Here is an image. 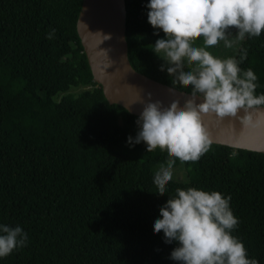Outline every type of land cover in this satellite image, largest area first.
Wrapping results in <instances>:
<instances>
[{
    "label": "trees",
    "instance_id": "trees-1",
    "mask_svg": "<svg viewBox=\"0 0 264 264\" xmlns=\"http://www.w3.org/2000/svg\"><path fill=\"white\" fill-rule=\"evenodd\" d=\"M80 1L0 0V224L28 238L0 264H178L177 242L153 230L177 188L229 197L232 235L264 264V152L212 142L198 161L176 160L185 177L158 194L154 174L168 154L127 142L137 117L92 80L75 30ZM123 2L130 65L190 92L160 70L152 48L164 33L148 22L150 0ZM245 50L239 66L254 71L255 94H264V32L246 35L228 58ZM77 85L89 87L69 90Z\"/></svg>",
    "mask_w": 264,
    "mask_h": 264
},
{
    "label": "clouds",
    "instance_id": "clouds-1",
    "mask_svg": "<svg viewBox=\"0 0 264 264\" xmlns=\"http://www.w3.org/2000/svg\"><path fill=\"white\" fill-rule=\"evenodd\" d=\"M147 8L148 22L164 33L152 48L164 61L160 70L174 77L173 84L190 88L182 106L179 100L165 105L148 93L136 120L137 134L127 141L130 146L145 143L147 152L157 148L167 152L166 166H160L153 180L157 193L164 195L176 160L195 162L210 150L204 115L237 118L242 126L253 122L254 111L264 115V94H255L256 74L239 66L246 50L239 60L217 58L207 50L220 41L232 48L230 29L236 30L239 40L246 35L259 37L264 32V0H150ZM200 37L204 46H194ZM240 110L243 115H238ZM229 201L218 191L177 188L176 195L160 207V218L153 225L155 233L163 232L166 243L177 242L170 259L178 264H258L232 235L238 219ZM27 239L20 226L0 224V258L26 246Z\"/></svg>",
    "mask_w": 264,
    "mask_h": 264
},
{
    "label": "water",
    "instance_id": "water-1",
    "mask_svg": "<svg viewBox=\"0 0 264 264\" xmlns=\"http://www.w3.org/2000/svg\"><path fill=\"white\" fill-rule=\"evenodd\" d=\"M123 26V0L80 1L75 30L92 80L100 85L103 97L137 118L148 93L152 100H161L165 105L179 100L182 106L190 92L150 78L130 65ZM238 115H243V110ZM252 121L242 126L237 118L221 120L214 113L203 116L212 142L264 152V115L254 111Z\"/></svg>",
    "mask_w": 264,
    "mask_h": 264
},
{
    "label": "rangeland",
    "instance_id": "rangeland-1",
    "mask_svg": "<svg viewBox=\"0 0 264 264\" xmlns=\"http://www.w3.org/2000/svg\"><path fill=\"white\" fill-rule=\"evenodd\" d=\"M227 36H228V39L233 41V47L232 48L225 47L224 41H220L216 46L208 48L207 50L210 51L211 54L217 58H221V59L228 58V54L233 52V50L238 46L240 40L237 39L235 29L228 30ZM185 70H188V69L186 68ZM86 87H89V86L77 85V86L70 87L69 90L79 91V90L86 88ZM172 171H173V177L174 178L183 179L185 177V171H184V167L182 165H179V164L174 165Z\"/></svg>",
    "mask_w": 264,
    "mask_h": 264
}]
</instances>
